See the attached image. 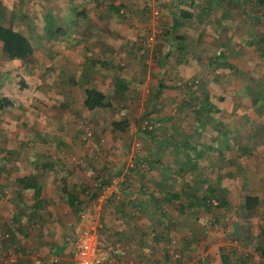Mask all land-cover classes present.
Returning <instances> with one entry per match:
<instances>
[{"label":"rangeland","instance_id":"374dc122","mask_svg":"<svg viewBox=\"0 0 264 264\" xmlns=\"http://www.w3.org/2000/svg\"><path fill=\"white\" fill-rule=\"evenodd\" d=\"M67 1L68 0H64L62 5H60L66 12V7L68 6L70 9L73 7L74 12L72 11V13H75V11L87 10L88 15L86 22L84 20L85 18H80L81 21L84 20V22L80 21V26L78 24L72 26L71 23H73V21L69 22L67 19H63L61 22V24L66 27L67 31H70V28L74 27L75 31L80 35L79 42L77 41V43L73 42V44H71L73 45L72 54L81 59L87 58V62L79 63L76 67L74 66L71 73L75 77L76 75L77 77L80 76L79 80L81 81H88L91 86L98 85L99 83L101 88L106 92L108 100L112 103V106L109 108L91 111L83 109L80 103L81 98L74 99L75 101H72L70 106V108L75 111L74 113L71 112L73 110L70 111V114L74 116L72 121H69L66 117L65 120L68 121L64 127L65 130L58 133L57 139L55 137L57 135L51 134L54 136L55 140L48 138L51 143L60 139L66 140V142L70 144V146L67 145L68 147L64 149L52 150V152L56 154L57 160L69 162L72 175L70 174L68 176V187L71 188L72 184L77 186L81 185L84 180H87L88 183H93L94 176L100 173L105 176V179L110 181L109 186L113 185L116 187V190H121V192L128 189L132 197L142 198L143 207H145L146 211L142 216L140 214H138V216L141 221H144L146 227L144 226V231L141 234V243L139 242V245L137 243H131L133 246V259L137 264H202L203 262H209V264H249V259H246V253L249 254V221L246 223L238 219V215L235 214L234 208L227 212L222 209L214 208L215 211L219 212L215 219L212 217V211L206 210L197 212L196 217L190 216L188 219L182 214L175 215V219L171 220L172 229L169 230V234L167 233L165 238L163 237L164 239L162 238L163 240L161 239L160 241L156 239L155 235L151 236L153 232L163 231V228L159 227L160 224L155 225L153 222L155 221L154 210L152 209L153 206H149V203L145 201V198L149 195L146 192L149 191L150 187L153 188V181L151 179L152 173L148 171L147 174L143 173V175H131L130 170L134 165V159L139 158L140 160L141 158H147V154H149L146 153L145 150H143L144 152L140 150L137 151L132 146L136 143L141 145L139 127L141 128L148 125L149 128L151 127L148 123L150 111H148V107L150 106L147 104V101L150 96L155 95L154 91L157 84L160 80H166L168 84L175 85V87L178 86L170 90L165 89L162 91L163 97L168 96L164 104L174 106L177 99L185 96L188 91L182 84L195 78V80H197L196 85L189 89L195 96H199L200 98L204 97L205 93H208V98L222 106L225 110L226 113L222 118L225 120L228 119L229 128H236L240 136L237 138L238 149L236 150L237 155L235 156L239 164L235 165L227 162L230 156L233 155L230 151H223L221 154L222 162L228 164V166H234L232 169L237 172L238 176L236 180L238 179L239 181L243 177L248 180H246L248 187L240 188V191H236L235 195L230 196L235 203L234 205H239L241 194L246 191L249 194L257 193L263 198L260 189H251L254 188V185L259 183L257 181H250L249 183V172H256L258 173L255 174L257 176L264 175V112L260 108L259 103L253 104L254 99L258 96V93H256L258 86L261 85L264 87V56L255 53L261 48L264 49V17L257 12L253 13L249 10V23H247L244 18L240 17L243 24L242 28L239 29L235 37H229L228 35L232 34L234 30H229L227 25L228 18L226 17L224 24L218 18L223 12H228L227 8L220 6L221 3H225L226 0H220L212 11L206 8L205 0H192V2L195 1L194 3H190L189 0H178L180 7L189 8L191 10L193 15L190 21L193 22V25L186 26L181 22L182 24L180 23L175 29L174 34H186L185 43H190L189 46H191L192 44L195 45L199 38H201L198 36L197 31L202 29V32H204V39L201 38L204 42L202 46H204L206 42L207 49L205 52L200 53L194 48L196 54L200 53L201 62L203 64L212 63L215 65L216 62H219V60H217L216 48L227 46L230 48V50L226 52L227 59L232 61L235 66L233 73H231V71L228 70H225V72H215L207 69L205 65H201L197 68V70L201 72L199 77L195 73L196 67H192V64L187 62V59L189 60L190 57L188 58V55L179 48L180 46H170L166 40V30L169 27V23L171 22L170 16L172 15L170 11L172 5H169L167 1L165 4L158 5L156 3L157 0H81L83 1V5L77 6L67 5ZM114 2L124 5L123 14H120L121 11H119L118 14L114 11H108V5L114 4ZM72 3L75 4V1H72ZM54 6L55 5L49 6V9H54V11H56ZM225 6H227V4H225ZM165 7L167 8L168 14L165 12ZM4 8L5 6L2 8L5 23L16 28H23L24 32L29 34L35 46L34 56L36 57V62L34 61L27 65L29 68H34L32 76L29 78H26L27 76L25 77L26 80L29 79V83L33 85L30 92L17 91L18 84L24 76V64L19 61H4L0 59V70L7 74L3 82L6 86H9V84L14 86V90L12 88L11 92H13V95L16 94V102H20L21 104V107L13 112H0V171H3L0 172V177H3L0 178V180L6 181V179H8V182H10L9 179L13 178L12 176H14V174H22L31 170L30 162H27V159H25V155L27 154L25 152H29L31 148L34 152L39 151L41 149L40 146H42L39 140H47L44 134L39 133L40 135H37L35 133V128L42 131L39 125L35 123L34 125L36 127H34L32 124H28L26 120L29 118L36 119L37 114H44L52 110L61 111L65 116H68L69 113H67L66 106L57 105V108H55L51 104L53 98L61 100L59 96L54 95L55 93H60V85L55 84L58 82L59 78L58 69L53 68L54 66L52 65L59 63V47H57L56 39L53 40L52 38L47 40L45 37L41 36L43 22L39 24V20H36L35 16L31 21V15H26L24 20L30 19L31 21L30 27L26 29L24 27L25 24L22 25L21 23L24 20L22 21V19L18 18V14H14L13 11H6ZM66 14L67 13H63V15ZM225 21H227V23H225ZM120 28L121 30L127 29L136 32L135 39L127 38L126 40L128 41L123 46V48L125 47L130 51L128 52L127 50L119 48V53L117 49H114V51H106L104 54L103 47L105 45H103V41L109 42L110 39L108 35L102 37L103 33L110 35L113 34V30L119 32ZM242 34H248L249 39H251L253 43L249 45L246 43L247 41L244 42L245 37H243ZM116 37L117 35H115L114 41H117ZM83 39L86 40L87 44L81 42ZM242 45H244L247 50L244 54L242 53V49H239V46ZM168 49L171 51H167ZM116 53L125 57L121 59V62L124 64L123 68H118L116 64H112L114 60H117L115 58L117 55ZM192 54L194 53H191L190 56H192ZM159 60L164 61L163 69L159 65ZM85 64L88 66V69H85ZM91 68L93 70L92 73L90 71ZM236 69L237 73H234ZM238 70L240 73H238ZM85 72L86 75H84ZM105 72L110 75L108 83H104L103 77H106V79L109 78V76H105ZM71 73L69 76H72ZM147 73L149 74L148 80L146 79ZM134 76L141 78V81L140 83L134 81L132 82L134 84L129 83L128 91L120 90L115 87V83L123 80L124 77H126V80H130ZM245 83L249 85L247 95L242 94ZM82 85L83 84L77 86V88L81 89ZM232 89L239 92L234 96H229V92L225 95L228 90ZM133 90H135L136 93L132 94ZM223 92L226 98L220 102L218 98ZM77 93L78 92L75 93V96ZM47 96L49 101L45 103ZM173 111L179 113L175 111V109H173ZM183 112H188V108H183L182 112L179 114ZM153 113L154 112H151L150 114L152 116L149 117H153ZM54 115L57 114L55 113L51 116ZM176 116L181 117L177 114ZM124 118H127L129 122L126 131L120 133L111 128L112 120ZM42 127L44 128L45 126L43 125ZM52 127H54V125ZM85 130H90L91 135H85ZM51 131L53 132V130ZM30 135L34 136L33 139H36L31 148L29 145L30 141L28 140ZM231 135H234L233 131ZM127 142L129 146L126 150L127 153L121 155L118 148ZM249 142L253 144V147L251 152L247 154L240 146L241 144H243V146L247 145ZM49 146V148H54V144H49ZM22 147L24 148V152L21 151ZM45 147L46 146H44V148ZM15 151L23 155L17 156ZM64 154L65 156H63ZM167 157L170 158L169 155ZM18 161L21 163H18ZM120 163H124V165L121 166ZM63 165L56 164V168L53 166L50 170V175L45 173L44 191H47L49 186L51 187L52 185L50 179L52 175L51 171L55 169L58 170V167ZM151 166L152 165H148V167ZM113 167H116L118 171L113 172ZM22 169H25V171L21 172ZM126 175L130 178L128 182L129 186L121 184V181L125 179ZM61 184V181L60 183L57 182L58 186ZM189 190L190 188L186 189L187 194L191 192ZM201 192L203 193V190ZM26 196L27 201L33 200L31 192L30 197L29 195ZM3 199L6 198L4 197ZM193 201H196V198L193 199ZM23 202L26 204L25 201ZM114 202H118V198L115 197ZM8 206L9 204H7L6 200L2 201L0 199V227L3 228V234L8 232L11 235L12 232L8 231L5 227L7 226L9 228L8 221L13 218V216H16L18 221L21 222L24 217L22 218V211L12 213L9 211L10 208H8ZM195 208L196 206L193 207L191 214L196 213ZM149 209H151V211ZM48 212L46 211L44 213L45 218H43V220H46V222H49V219L54 220L53 216H55L51 211ZM72 213L75 216L76 213L74 210H72ZM35 214L37 213H33V218ZM260 215L259 211L253 217L259 218ZM56 216L59 215L57 214ZM7 218H9V220ZM33 218H29V220L34 221ZM60 218L59 216V219L56 220L60 221ZM40 223L43 224L41 221ZM188 227L191 228L190 239L192 238V241L190 245H187L188 243L185 242V240L189 238ZM18 231L20 234L22 233L21 229H18ZM42 232L47 236L50 234V230ZM73 232L74 229H70L69 233L66 235L68 243L73 244ZM52 237L53 235L50 236V239ZM124 238L126 239V237H123V239ZM14 243H16V240H14ZM72 247L74 246L72 245ZM174 248L181 253L182 257L179 260H173L174 257L170 253ZM231 249L237 251L233 256L230 253ZM237 255H241L244 260L242 258V260H240ZM199 261H201V263H199ZM135 262H133V264H136ZM252 264H258L257 259L254 260Z\"/></svg>","mask_w":264,"mask_h":264},{"label":"trees","instance_id":"16d2710c","mask_svg":"<svg viewBox=\"0 0 264 264\" xmlns=\"http://www.w3.org/2000/svg\"><path fill=\"white\" fill-rule=\"evenodd\" d=\"M26 1L29 2V0ZM241 1H242L241 5L243 9L248 11V13L250 10L253 13L257 12L259 13V15H262V17H264V0H241ZM205 2H206L205 3L206 8H208L209 11H212L215 5H217L220 2V0H205ZM223 3H221L220 6H223ZM123 6L124 5L122 3L109 4L108 11H114L117 14L119 13V11H121L120 14H123L124 13ZM3 7L4 6L0 2V59L4 61H19L24 64L23 66V69L25 71L23 72L24 76L21 82L18 84L17 91L30 92L33 88V85L29 83V79L26 80V78L32 76V73H34L33 72L34 68H29L27 65L30 64L31 62L34 61L36 62V57L34 56L35 46L34 43L32 42V39L29 37V34L24 32L23 28H19V27L16 28L12 25L5 23L4 14L2 10ZM171 8H172L171 10L172 15L170 16L171 22L169 23V27L166 30L167 34L165 33L166 40L170 46H174V45H177L178 47L180 46L179 48H181V50L188 55V58L190 57L189 60L187 59V62L191 63L192 67H196L195 73L200 77L201 72L197 70V68L201 65H205L207 69H210L215 72L217 71L225 72V70H228L231 71V73H233V69L235 68L234 63H232V61H229L226 56V52L230 50L229 47L220 46L216 48L217 50L216 55L218 58L217 60H219V62H216L215 65L212 63L203 64L201 62L202 59H200V53L205 52L207 49L206 42L204 46H202L204 42L201 40V38L204 39L203 38L204 32L197 31L198 36L201 38H199L198 42L195 45L192 44L191 46H189L190 43L189 44L185 43L186 34H180V35L174 34L175 29L180 25L178 21H180L181 19H189L192 17L193 14L192 12L186 10L185 8H181L178 2L173 3ZM77 13L78 14L84 13V10ZM26 15H31V21L34 18V16H36L34 10H31L29 6L23 7L21 14H18L17 17L22 19L23 21ZM52 15L53 14L48 15V17L50 16V18L47 19V25L45 27L46 32H49L47 33L46 36L47 40L52 38L54 40L55 33L59 34L58 33L59 30L54 31L52 29V26L55 25V19L53 18L54 15L53 16ZM31 21L30 19H26L21 23L22 25L25 24L24 27L28 29L30 27ZM242 36L245 37L244 42L247 41L246 42L247 44L250 45L253 43L252 40L249 39L248 34H242ZM70 39L71 38L69 37L64 40L67 43L71 41ZM74 40H78V38H75ZM74 40L72 41L75 42ZM194 48L196 51H199L200 53L196 54ZM239 49L240 50L242 49L243 54L244 52L247 51L244 45L239 46ZM167 51L170 52L171 50L168 49ZM191 53L194 54L190 56ZM255 53H257V55L264 56V49L261 48L257 50ZM85 62H87V60ZM86 64L84 65V67L85 69H88V66ZM159 65L163 69L164 61L159 60ZM237 69L234 70L235 71L234 73H237ZM90 71H93L92 68ZM238 73H240L239 70ZM6 75L7 74L3 73L0 70V83L3 82ZM84 75H86V72ZM72 79L76 84V86L83 84L81 86V89L83 91L82 93L83 98L82 100L80 99V103L83 109L92 111L97 109H106L112 106L111 101L108 100L107 94L103 89H98L94 86H91L88 83V81L87 82L81 81L79 80V78L75 79L74 77H72ZM131 79L126 80L125 83H123V81L121 80L115 83V87L120 90L128 91L129 83H132V81L140 83L141 81V78L137 76H134ZM196 83L197 80H195V78L184 82L182 85L187 88L188 90L187 93L182 98L177 99V101L174 103V106L173 105L169 106L164 104V102H166L167 100L166 97L168 96L165 95L166 97H163L164 95L162 96V91H164L165 89L170 90L171 88H176L178 86L175 87V85L173 86L171 84H168L166 80L165 81L160 80L154 91L155 95L150 96L149 100L147 101V104L151 107V109L150 107H148V111L150 110L149 116H152L150 113L154 112L153 117L148 116V123L150 124L151 127L149 128V125L141 128L139 127V132H140L139 137L141 140L140 141L141 145L139 143H136L134 144L135 146L134 145L132 146L137 151L145 150L146 153H149L147 154V158H141L140 160L139 158L134 159L133 161L134 165L131 168L130 173L131 175L132 174L143 175V173L147 174L148 171L149 173H152L151 179L153 181V188L150 187L149 191L146 192L149 195L145 198V201L149 203V206L151 207L153 206L152 209L154 210V216H155L154 218L155 221L153 222L155 225L160 224L159 227H162L163 231L153 232L151 236L155 235V238L159 239L160 241L163 237L165 238L167 236V233L169 234V230L172 229L171 220H174L175 219L174 216L179 214H182L185 218L188 219L190 218V216L196 217L197 212L206 210V211H212L211 213L212 217H214L215 219L216 216H218L219 212L215 211L214 208L220 210L222 209L226 212L234 208L235 209L234 212L236 215H238V219L243 220L247 223L249 221V218L253 217L260 211L262 225L260 227L261 229H259L260 233L258 236L259 247L258 249L257 248L256 249L259 250L261 252V255L264 257V210H263L264 181H262L261 179L262 176H259L258 178V176L255 175L258 173L249 172L250 173L249 183L250 181L251 182L257 181L259 183L257 185H254L253 186L254 188L251 189H260L262 191L261 194L263 195V198H261L258 194H249L246 191L245 193L241 194V200L239 202V205L237 206L234 205L235 203L230 196L235 195L236 191H240L239 190L240 188L248 187V183H247L248 180L245 179L244 177L241 178V180L239 181L238 179L236 180L238 176H237V172L232 169V167L234 166L232 165L228 166V164L222 162L221 154L223 153V151H230L231 153H233V155L230 156L227 162L235 165L239 164L236 161L235 156L237 155L236 150L238 149L237 138H239L240 136L238 135V130L236 128L233 129H231V127L229 128L227 121L228 119L225 120L224 118H222L223 115H225L226 113L225 110L219 104H216L215 102L211 101L208 98L209 95L208 93H205L204 97L202 98H200L199 96H195L193 94V92L189 88L196 85ZM12 88L14 90V86L12 84H9V86H6L4 82L0 84V112L3 113L13 112L14 110L19 109L21 107L20 102H16V98H15L16 94L13 95V92H11ZM242 91H243L242 94L247 95L249 91V85L245 83ZM228 92H229V96L230 95L234 96L239 91L233 89L228 90L225 95H227ZM134 93H136L135 90L132 91V94ZM256 93H258V96L254 99L253 104L259 103L260 108L264 112V87L259 85ZM54 95H56V93ZM57 95L59 96L58 93ZM225 98L226 97L224 96V92H223L219 96L218 101L222 102L223 100H225ZM60 105L64 106V103H60ZM186 107L188 108V112H183L182 114H179L182 112V109ZM173 109H175V111H178L179 113H175ZM59 114L60 115L58 116L54 115L55 117L52 118V121H55V123L58 124L57 128L61 127L60 125L64 123L63 121L66 122L68 121L65 120L66 116L64 115L63 112ZM176 114L180 115L181 117L176 116ZM26 121L28 122V124H32V125H34L35 123L37 124L35 118H29ZM128 125L129 122L127 118L111 121V128L120 133L126 131ZM34 127L36 126L34 125ZM35 129H36L35 133L37 135H40L39 133L43 134V132L39 131V129L37 128ZM49 129L55 131V127H50ZM232 131L234 132V135H231ZM33 138L34 136L32 135L28 137V140L30 141L29 143L30 148L34 145L36 140ZM46 138H47L46 141L39 140V142H41L42 144V146H40L41 149L39 151L34 152L32 151L31 148L29 152L28 151L25 152L27 153L25 155V159H27V162H30L31 165V170L29 172H24L22 174L20 173L14 174V176H12L13 178H10L13 179V181L10 180V183H8L7 185L5 184V181L0 180V199L2 201L6 200L8 204L9 198L11 196L7 197V194L9 193L7 190H10L15 186H17L23 189L33 190V195H34L33 201L35 208L42 207L43 201L40 194L42 188L44 187V175L45 173L50 175V170L53 166L56 168V164H54V161L48 160L51 156L52 150L55 149V148H49L50 147L49 144L52 143L48 141V138L51 140H55V138L53 135L51 136L49 135V137ZM60 142L61 140L59 139L58 143ZM44 146L46 147L44 148ZM240 147L243 151L249 154V152H251L252 150L253 144L249 142L247 145L244 146L243 144H241ZM22 148L21 151L24 152V148L23 150ZM128 148H129L128 142L122 144L121 147L118 148L119 153L121 155L126 154L127 153L126 150ZM16 154L17 156L23 155L20 154L19 152H17ZM167 154L170 156V158L167 157L168 156ZM63 156H65V154ZM18 163L21 162L18 161ZM120 164L121 166L124 165V163H120ZM62 165L63 166L58 167L59 168L58 170L61 172L55 169L54 171H51L52 174L51 176H53L54 178L56 177V175L59 176L54 180L55 182H59V183L60 181L58 179L61 180L62 182L61 190L63 191L62 193L64 194L65 201L70 206L71 210L75 211L76 213L75 216L80 219L79 215L87 211V209L92 205V203L94 204L96 202L99 195H101L104 192V190L107 189V187L110 184V181L105 179L104 175L97 173V175L94 176L93 178L94 179L93 183H88L87 180H84L81 185L77 186L75 184H72V187L69 188L67 180H69L68 176L70 174L72 175L71 169L69 168V162L62 163ZM148 165H152V166L148 167ZM23 171H25V169H22L21 172ZM114 171L117 172L118 169L116 167L115 168L113 167V172ZM0 172L3 171L1 170ZM156 175L159 176L160 178L157 177L158 178L157 179L155 177ZM129 180H130L129 176L126 175L125 179L121 181V184L128 185ZM6 182H8V179H6ZM4 186H6V188H4ZM189 188H190L189 191L191 192L187 194L186 189ZM202 190L203 193L201 192ZM18 193L20 192H18V190L17 191L15 190L14 195ZM4 197L6 199H3ZM195 198L196 201H193V199ZM194 206H196L195 208L196 213L193 212L194 214H191L192 213L191 211L193 210ZM141 207L142 208H138V209L140 215L142 216L143 214H145L146 209L145 207H143V205ZM149 210L151 211V209ZM45 212L46 211L40 213V211H38L33 218L34 221L29 220V218L33 217V214L30 213L29 217L24 216V219H28L29 222H32L33 224V226L28 225L31 226V229L29 230L31 233L38 234V232L41 231L38 230L39 226L35 225L36 223H40V221L43 223H47L46 220H43V218H45L44 216ZM9 218L7 219L9 220ZM49 221L54 222L53 220L50 219ZM12 225L13 228L20 229V227L23 226L24 223L18 221V218L16 216H13V218H11L8 221V226L10 227ZM15 229L13 230L10 227V231L12 233L15 232ZM77 230L78 229L74 230L72 236L74 248H75L74 241ZM190 230L191 228L188 227L189 238L185 240V242L188 243L187 245H190V242L192 241V238L190 239ZM117 234L118 231L112 230L111 227H108L104 223L103 226H100L98 228L99 243L101 245H105L106 243L120 240L124 244V247L126 248L127 246L124 240L122 239V236L120 235L118 236ZM14 240L15 238H13L11 241H7V244L10 245L11 243H14ZM126 250L129 251V248L127 247ZM170 253L173 256L175 255L173 260H179L182 257L179 250H175V248L172 249ZM230 253L233 256V254H236L237 251L235 249H231ZM237 256L240 258V260L243 259L241 255H237ZM199 263H201V261H199ZM204 264H209V262H206Z\"/></svg>","mask_w":264,"mask_h":264},{"label":"crops","instance_id":"0c3cea01","mask_svg":"<svg viewBox=\"0 0 264 264\" xmlns=\"http://www.w3.org/2000/svg\"><path fill=\"white\" fill-rule=\"evenodd\" d=\"M0 0L1 4L5 6V10L13 11L14 14H21L22 8L23 7H28L31 10H34L36 20H39V24L43 22V31L42 37L47 36L46 32V25H47V15L53 14V18L55 19V25L52 26V29L59 30V34L54 35V39L57 42V47L59 51V56H58V62L52 64L55 69H58L59 73V78L58 82H56V85H60L59 88V97L61 100H58V98H53V102L51 103L53 107L57 108V105H60V103H64V106H67L66 110L68 111L67 113L69 121H72L73 117L70 114V111L73 110L70 108L72 101H75L74 99H80L82 100V89H78L76 84L74 83L72 77L75 79L80 78V76L76 77L71 73L72 69H74V66H78L79 63H84L87 58L81 59L80 57H75L73 53V49L71 44H73V41L75 38H78V40H74L76 43L77 41L79 42L80 40V35L77 31H75L74 27L70 28V31H67L66 27L61 24L63 19L69 20V22L73 21L71 23L72 26L79 25L80 23V18H85V22L88 19L87 15V10H84V13L78 14L77 12L80 11H75V13H72L73 7L70 9L68 6L67 12L65 9L60 6L62 5V2L64 0ZM66 1V0H65ZM72 1H75V4L72 3ZM68 0L67 5L69 4L70 6L73 5H83L81 0ZM168 2L169 5H172L173 3H176L181 0H157V4H165V2ZM25 2V3H24ZM28 2V3H27ZM93 2V1H92ZM191 3L192 1L189 0ZM241 0H226L225 3L223 4V8H227L228 12H223L218 16V18L222 21L224 24V20L226 17L228 18V23H227L229 30H234L232 34H229V37H235L237 35V32L239 31L240 28H242V20L241 18H244V20L249 23V13L248 11L244 10L242 5H241ZM114 4H117V2H114ZM227 4V6H225ZM56 8V11L54 9H49V6H53ZM169 8V6H168ZM182 8V7H181ZM18 9V11H17ZM167 12V8H164ZM188 9L190 12L191 10ZM172 8H170V11ZM74 12V11H73ZM172 12V11H171ZM63 13H67L66 15H63ZM72 13V14H71ZM81 21V22H84ZM188 20V21H187ZM190 20L192 19H181L178 21L180 24L181 22L183 25L189 26L193 25V22ZM219 21V20H217ZM181 23V24H182ZM240 23V25H239ZM80 26V25H79ZM83 27V26H81ZM199 27V26H198ZM200 28V27H199ZM227 28V30H228ZM202 29L199 31L201 32ZM105 35H108V38L110 39L109 42L103 41V53L105 54L106 51L112 52L114 49L118 50L119 53V48H122L123 50H127L128 52L130 50L126 49L125 47L123 48L124 44L128 41V39H135L136 32H133V30H121L119 32H115L113 30V34H107L103 33L104 37ZM115 35H117V41H114ZM71 38L70 42H65L64 39L66 38ZM74 38V39H73ZM86 38V36H85ZM81 42L86 43V40L83 39ZM157 43V42H155ZM61 44V45H60ZM63 44V45H62ZM87 44V43H86ZM51 51V50H50ZM63 52V53H60ZM117 54V53H116ZM122 57L125 58L124 56H121L120 54H117L115 58L117 60H114L112 64H116L118 68H123V63L121 62ZM110 58V57H109ZM46 62V61H45ZM47 63V62H46ZM46 65V64H45ZM44 69V68H43ZM71 73L72 77L69 76ZM92 73V71H91ZM105 76H109L108 79L106 77H103L104 83H108L110 79V75L105 72ZM122 77V76H120ZM149 74L147 73L146 79L148 80ZM123 83L126 81V77L122 80ZM133 82V81H132ZM134 84V83H132ZM99 85V83H98ZM98 85H95L94 87L98 89H102L101 86L99 87ZM77 95L75 96V93ZM57 94V93H56ZM51 95V94H48ZM58 96V95H55ZM75 96V97H74ZM48 96L46 97L45 103L48 102ZM68 102V104H67ZM74 113L75 111H71ZM57 114L60 115L58 111L52 110L45 112L44 114H37V125L40 126V129L43 131V134L45 137H49V135L54 134L57 135L55 136L56 139L58 138V133L63 132L65 129V125L67 122L63 121L59 127L58 124L55 123V121H52V118L55 116H51L52 114ZM59 118V117H58ZM59 120V119H58ZM58 122V121H57ZM59 123V122H58ZM45 126L44 128L42 126ZM54 125L55 131H51L49 128ZM49 141V140H48ZM59 140H56L52 144H54V148L57 150L64 149L65 147H68L67 145L70 146L66 142V140H61L60 143H58ZM65 141V142H64ZM56 160H54V159ZM49 161H54V164L60 165V163H65V160H57V156L55 153H51L50 158L48 159ZM61 161V162H60ZM260 176V175H259ZM258 176V177H259ZM262 176V181H264V175ZM59 176L56 175L54 178L53 176L50 177L52 185L51 187L49 186V189L47 191H44V187L42 188L41 191V198H42V207H36L34 206V201H27V196L29 195L30 197V192L32 193V198H33V190L31 189H23L20 187L15 186L14 188L7 190L9 193L7 194V197L11 196L9 198V206L8 208L10 212L12 213H18L19 211H22V218L24 216L29 217L30 213H37L40 211V213H43L44 211H51L55 216H53V221H49L47 223H36L35 225L39 226L38 230H41L37 233H31L29 230L31 229V226H33L32 222L27 221H21V223H24L23 226L20 227L22 230V235L17 231L18 229L13 228V225L10 226L11 229H15V232L12 233L11 235L7 232L6 234H3L2 232V227H0V264H77L76 261V252L75 248L72 247V243L67 242L66 235L69 233L70 229H78L79 226L81 225V220L74 216L72 213V210L70 206L67 204L64 198V194L62 193L63 191L61 190V185L58 186L57 182H55L54 179L58 178ZM156 178H160L159 176H155ZM157 178V179H158ZM45 179V176H44ZM13 179H9V181ZM59 180V179H58ZM260 180V179H258ZM61 181V180H59ZM10 182H6L5 184L7 185ZM6 188V186H4ZM60 189V190H59ZM115 189V190H114ZM15 190L20 193L15 194ZM128 189L124 190L121 192V190H116V187L113 185L108 186L107 189L104 190V192L99 195L97 198L96 202L87 209L91 210V212L94 213L93 219L98 222V228L100 226H103L104 223L108 226L111 227L112 230L118 231V236L126 237L124 238V242L126 246L129 248V251L126 250V254L121 257H112L111 261L106 263V264H133L135 260L133 259V246L132 244H140L141 243V234L143 233L144 226L146 227V224L144 221H141L139 219V216H137L139 213L138 208H142L141 206L143 205L142 198H134L132 197L129 193ZM257 194V193H255ZM26 196V197H24ZM118 198V202H114V199ZM26 204H24V202ZM108 201V203H107ZM11 206V207H10ZM35 208V209H34ZM138 209V210H136ZM38 210V211H35ZM60 221L56 220L59 219ZM33 218V217H32ZM141 218V216H140ZM31 225V226H28ZM53 225V226H52ZM262 225V220L261 217L256 218V217H251L249 218V254H247V258L249 259V264H252L254 260L257 259L258 264H263L264 263V257L261 255V252L258 249V244H259V229H261ZM8 231H10V227L8 228L5 226ZM56 229V230H54ZM25 230V231H23ZM50 230L49 236H47L45 233L42 231H47ZM11 232V231H10ZM53 235V237L50 239V236ZM104 235V234H103ZM106 237V236H105ZM13 238H15L16 243H11L10 245L7 244V241H11ZM53 239V240H52ZM140 242V243H139ZM126 247V248H127ZM125 248V249H126ZM257 248V249H256ZM73 249V250H72ZM245 259V260H246ZM136 263V262H135ZM137 264V263H136ZM218 264V263H215Z\"/></svg>","mask_w":264,"mask_h":264},{"label":"built area","instance_id":"2783aa9c","mask_svg":"<svg viewBox=\"0 0 264 264\" xmlns=\"http://www.w3.org/2000/svg\"><path fill=\"white\" fill-rule=\"evenodd\" d=\"M85 135L90 136L91 131L85 130ZM79 216L81 225L74 241L77 264H106L112 257H121L126 254L124 244L120 240L105 245L99 243L98 222L93 219L94 213L91 210Z\"/></svg>","mask_w":264,"mask_h":264}]
</instances>
